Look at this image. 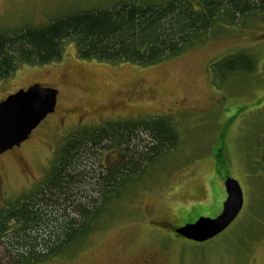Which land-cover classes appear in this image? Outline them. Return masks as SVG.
<instances>
[{
	"label": "rangeland",
	"instance_id": "374dc122",
	"mask_svg": "<svg viewBox=\"0 0 264 264\" xmlns=\"http://www.w3.org/2000/svg\"><path fill=\"white\" fill-rule=\"evenodd\" d=\"M163 1L0 0V33L118 3ZM236 55L251 64L219 75V65ZM37 84L58 90L57 107L17 156L0 159V210L33 195L61 145L83 129L167 117L178 135L176 149L124 183L75 256L41 264H264V14L215 24L202 41L149 67L83 60L75 43H66L61 61L23 65L0 79V102ZM118 158L107 151L102 164ZM227 179L240 184L244 207L224 233L200 244L157 226L217 218Z\"/></svg>",
	"mask_w": 264,
	"mask_h": 264
},
{
	"label": "trees",
	"instance_id": "16d2710c",
	"mask_svg": "<svg viewBox=\"0 0 264 264\" xmlns=\"http://www.w3.org/2000/svg\"><path fill=\"white\" fill-rule=\"evenodd\" d=\"M256 13L264 14V0L129 2L59 17L44 26L0 33V79L23 65L61 61L66 43H75L83 60L153 66L202 41L215 24H236ZM244 64H251L246 55L229 57L218 73L246 70ZM177 144L167 117L107 123L68 137L37 191L0 210V264L75 256L112 200L121 197L124 183L141 178ZM112 150L124 158L105 169L102 154Z\"/></svg>",
	"mask_w": 264,
	"mask_h": 264
},
{
	"label": "water",
	"instance_id": "95a60500",
	"mask_svg": "<svg viewBox=\"0 0 264 264\" xmlns=\"http://www.w3.org/2000/svg\"><path fill=\"white\" fill-rule=\"evenodd\" d=\"M58 95L57 89L37 84L8 96L0 103V156L28 141L34 130L54 114ZM225 190L227 198L217 218H199L175 229L176 234L203 244L228 230L243 210L244 195L240 184L233 179L225 181Z\"/></svg>",
	"mask_w": 264,
	"mask_h": 264
},
{
	"label": "flooded vegetation",
	"instance_id": "af4514ba",
	"mask_svg": "<svg viewBox=\"0 0 264 264\" xmlns=\"http://www.w3.org/2000/svg\"><path fill=\"white\" fill-rule=\"evenodd\" d=\"M4 101V100H3ZM1 103V102H0ZM31 138V137H30ZM24 144V143H23ZM22 149H21V146L20 147H18V148H14L12 151H9V152H7V153H5V154H3L2 156H0V159L2 158V157H4V156H7V155H9V156H17L18 154H19V152L21 151ZM110 153H114V152H116V153H118V155H119V158H118V161L116 162V163H114V164H110V165H104L105 167V169H112V168H114L118 163H120V162H122V160H123V158H124V156L123 155H121L117 150H112V151H109ZM1 165H0V170H1ZM190 224V223H189ZM157 226H159V227H161V228H163V229H165V230H168V231H170L171 233H173L174 235H176L177 236V238H179V239H184V238H182V237H180L179 235H177L176 234V232H175V229H177V227H175V226H172L171 224H169V223H167L166 221H161L160 223H158L157 224ZM184 240H186V239H184ZM187 241H189V240H187ZM192 242V241H191ZM144 264H157V262H156V259L154 258V259H151L150 261L149 260H147Z\"/></svg>",
	"mask_w": 264,
	"mask_h": 264
}]
</instances>
